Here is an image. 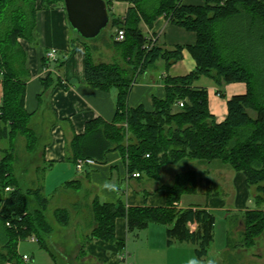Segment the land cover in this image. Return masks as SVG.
I'll use <instances>...</instances> for the list:
<instances>
[{
	"label": "trees",
	"instance_id": "1",
	"mask_svg": "<svg viewBox=\"0 0 264 264\" xmlns=\"http://www.w3.org/2000/svg\"><path fill=\"white\" fill-rule=\"evenodd\" d=\"M126 1L131 6L125 16L109 15L111 26L125 29V39L117 44L127 68L117 60L95 62L90 46L85 44L86 82L97 90H116L115 115L110 121L101 116L89 120L84 133L68 140L67 159L76 163L79 158H93L105 163L109 153L118 151L129 177L137 171V180H153L158 188L166 190V204L126 206L121 198L116 203L94 200L95 227L88 238H99L123 249L125 241L116 236L118 217L126 219L129 233L158 223L166 227L168 246L190 244L196 256L204 259L215 238L216 216L206 207H180L183 195L198 192L201 172L180 171L171 184H160L164 165L190 159L205 165L220 163L242 172L248 190L255 189L254 208L242 212V245L253 246L257 236L264 233V0H202V4L185 0ZM60 4L65 10L64 0H40L39 6L37 0H0V145L7 143L1 148L0 159V264H28L19 246L32 234L40 247L50 248L53 226L46 216L50 199L44 194L46 167L37 169L42 171L38 186L22 187L15 171V144L25 138L26 149L33 152L39 141L31 127L32 113L25 108L29 67L20 39L36 44L37 11ZM160 16L195 32L196 42L166 49L147 38L140 24L151 28ZM185 48L195 59L196 68L184 76H168L165 95L153 97L151 110L143 104L131 106L129 96L138 76L160 60L169 69L183 58ZM42 61L46 66L45 55ZM54 62L59 64L58 58ZM203 75L219 86L233 82L247 86L245 94L227 100L228 113L221 122L210 110L207 89L193 86ZM43 83L46 88L61 84L53 75ZM179 101L184 102L182 107ZM76 183L71 180L65 186L75 187ZM214 186L208 184L207 196L216 195ZM7 187L12 190L6 191ZM17 215L22 217L17 227H7L6 219L16 222ZM54 216L61 224L68 222L65 209H56Z\"/></svg>",
	"mask_w": 264,
	"mask_h": 264
},
{
	"label": "crops",
	"instance_id": "2",
	"mask_svg": "<svg viewBox=\"0 0 264 264\" xmlns=\"http://www.w3.org/2000/svg\"><path fill=\"white\" fill-rule=\"evenodd\" d=\"M185 2L203 3L202 0H185ZM140 27L147 38H155L157 43L166 49H174L177 45L194 44L197 39L195 32L170 23L164 16L158 17L151 28L144 22L140 24ZM20 42L26 51L29 67L25 108L29 113H32L31 127L37 137L39 139L43 135L47 137L42 147V163L45 164V171L55 172L60 168L65 177L72 175L73 168L71 167H75V178L71 177L62 181L63 184L59 188L65 191L62 198L70 196L72 199H68L66 202L70 206H74L75 213L86 210L88 216L83 212L86 222L83 221L78 225L88 228L93 225L92 213L89 209H91L94 200L100 203H116L121 198L126 206H164L166 190L158 188L159 184L153 180L142 179L139 181L138 177H129L125 160L118 151L109 153L105 163L86 167L83 172L77 171L75 163L67 159L66 144L68 140L75 134L84 133L89 120L99 116L108 121L113 119L116 111V90L101 91L91 88L87 84L85 77L86 45L71 34L66 11L61 6L38 10L36 44H31L25 39H20ZM50 48L57 50L59 64L53 61L47 62L46 66H43L42 58ZM195 68L196 61L186 48L183 49V58L169 69L165 68L163 60L158 61L153 68L140 75L131 90L129 104L131 106L143 104L148 110H151L153 97H164L165 79L168 76H184ZM49 75L59 78L61 84L46 88L43 80ZM193 86L207 89L209 107L218 122L223 121L228 113L227 100L233 95L245 94L247 91L244 82L223 83L219 86L212 78L204 75L196 80ZM197 166L195 169L202 174L201 184L199 183L198 188L201 199L200 201L185 200L183 198L187 195L185 194L180 201V207H206L214 214L216 212L221 214L222 221L225 222L223 224L224 234L217 248L218 257L215 256V259L219 264H228L230 235L234 228H241L243 225L241 213L246 209L254 208L253 194L246 187L245 176L242 172H237L220 163L212 165L200 163ZM166 174L173 178L171 179L173 182L177 172L164 167L162 178ZM71 180H77L72 191L69 190L71 186H65V183ZM219 182L225 183L226 186L230 185L228 192L230 196L233 193L231 196L232 207H227L225 199L216 195L207 196L208 184L216 185ZM38 185L39 183L36 182L35 187ZM145 193H147V197L144 196ZM230 196L228 197L230 198ZM161 225L150 223L147 229L143 230L149 232L150 239L153 235L158 236L157 241H148L150 246L158 249L157 254L153 253L150 256V264H208L207 260L213 253L211 247L215 243V238L209 247L208 255L204 259H199L194 252V247L190 244L175 243L168 246L166 227ZM128 235L126 219L118 217L116 219V236L125 241V247L119 249L112 243L93 238L86 241L85 250L97 257L101 264H127L124 252L129 247L127 246ZM160 252L164 255H161ZM127 255L130 258L132 255L134 256L131 252H128Z\"/></svg>",
	"mask_w": 264,
	"mask_h": 264
},
{
	"label": "rangeland",
	"instance_id": "3",
	"mask_svg": "<svg viewBox=\"0 0 264 264\" xmlns=\"http://www.w3.org/2000/svg\"><path fill=\"white\" fill-rule=\"evenodd\" d=\"M108 1V12L116 16H125L127 10L131 6V4L126 0ZM39 3L40 0H37L38 6ZM59 6L63 8L62 4H60ZM115 31L116 27L111 26V21H109L108 26L105 27L96 38L84 39L74 29L70 27V32L73 36L90 46L92 59L95 62L110 63L114 60H117L121 66L127 68L126 60L121 58V51L118 48L119 44H117L118 41H116ZM139 77L140 76H138V79ZM251 114L255 116L256 112L252 111ZM46 138V135H43V137L39 139V141L37 142V146L33 152H31L30 149L29 151L26 149L25 138H19L16 141V177L18 178L19 184L24 188L35 187V183H39L42 178V171L38 172L37 169L40 167V169L42 170V167H45V164L42 163L41 153ZM6 145L7 143L5 141H3L0 145V159L3 155L1 148H5ZM198 164H200L199 161L190 159L182 160L176 164H166L161 168V178L162 170L164 167H168L169 170H173L174 172L178 173L187 169H195V167H198ZM68 168L70 169V167ZM71 168H73L72 175H70L69 177H65L62 174L60 168L57 169L55 172L46 171L44 174V194L46 197L50 198L46 216L53 226V232L51 234L49 249L40 247L38 242H33L30 240V238H27L26 240L20 242V252L27 253L30 256L28 264H101L97 257L92 256L85 250L84 246L86 241L89 240L88 235L92 232L93 228L95 227L92 211L93 205H91V209H89V211H91L90 213H92L93 225L88 228L83 225H78L79 223L82 224L81 222L83 221L86 222V217L83 216V212L86 216H88L86 214V210H83L81 213H77L76 211L75 213L74 206H70L68 202H66L68 199L72 200L70 199V196L69 198L65 196L64 198H62L65 191L62 188H59L63 184L61 182L71 177L75 178V167ZM171 179L173 178H170L169 174H166V176L162 178L160 184L169 185L172 183ZM228 186L230 185L227 184L226 186L225 183L219 182L216 183L213 191L216 193V196L220 197L221 199H225L227 207H232L233 199H231V196L233 195V193L231 196L229 195ZM69 190L72 191V187H70ZM251 193H255L254 188L251 189ZM228 196H230V198ZM183 198H185V200L190 199L200 201L201 195L200 192H198L196 195L187 194ZM59 208L65 209L67 211L68 222L66 224H61L58 219H56V217L54 216V211ZM215 216L217 223L215 230V243H213L211 247V252L213 253H211L212 255L211 257H209L207 262L215 261L216 264H219V262L216 261L215 256H217V248L219 247V242H221L223 238V224H225V222L222 221L220 213L216 212ZM242 224L243 225L241 226V228H234V231L230 235V256H228V264H264V233L257 236L253 246H243V230L245 228L243 218ZM147 232L148 231L145 232L138 230L133 233H129V241L127 242V246L129 247L124 252L127 258V264H150V256L153 253H156L158 249L156 250L153 248V246H150V242L148 241H157L158 236L153 235L150 239L149 232ZM153 241H151V243H153ZM128 252H131L132 254H134V256L132 255V257L130 258L127 255ZM160 253L161 255H164V253Z\"/></svg>",
	"mask_w": 264,
	"mask_h": 264
},
{
	"label": "water",
	"instance_id": "4",
	"mask_svg": "<svg viewBox=\"0 0 264 264\" xmlns=\"http://www.w3.org/2000/svg\"><path fill=\"white\" fill-rule=\"evenodd\" d=\"M69 26L84 39L96 38L108 26L105 0H64Z\"/></svg>",
	"mask_w": 264,
	"mask_h": 264
},
{
	"label": "built area",
	"instance_id": "5",
	"mask_svg": "<svg viewBox=\"0 0 264 264\" xmlns=\"http://www.w3.org/2000/svg\"><path fill=\"white\" fill-rule=\"evenodd\" d=\"M115 33H116L117 41H123L125 39L126 33H125L124 28H121V27L116 28ZM151 40L155 41V38H151ZM45 56H46L47 62L56 61L57 60V50L54 48H50L49 50H47ZM183 105H184L183 101L178 102L179 107H182ZM147 156H149V154H147ZM95 164H97V162L93 158H79L76 161L75 166H76L77 171L83 172L86 169V167H91V166H94ZM132 175L133 177H139L140 173L136 171V172H133ZM10 190H12V187L6 188V191H10ZM1 212H2V206L0 205V215H1ZM15 219H17L16 222L12 218L6 219L5 221L6 226L9 228L17 227L16 223L17 221L18 222L21 221L22 217L20 215H17ZM28 238H30V240L33 242H38V238L35 234L30 235ZM23 259L26 262H28L30 260V256L27 253H24Z\"/></svg>",
	"mask_w": 264,
	"mask_h": 264
},
{
	"label": "clouds",
	"instance_id": "6",
	"mask_svg": "<svg viewBox=\"0 0 264 264\" xmlns=\"http://www.w3.org/2000/svg\"><path fill=\"white\" fill-rule=\"evenodd\" d=\"M208 264H215V261H209Z\"/></svg>",
	"mask_w": 264,
	"mask_h": 264
}]
</instances>
